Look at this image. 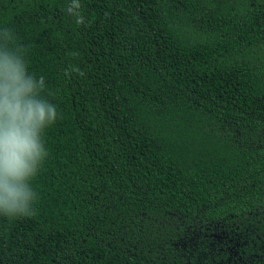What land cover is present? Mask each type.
<instances>
[{
	"label": "trees",
	"instance_id": "trees-1",
	"mask_svg": "<svg viewBox=\"0 0 264 264\" xmlns=\"http://www.w3.org/2000/svg\"><path fill=\"white\" fill-rule=\"evenodd\" d=\"M5 28L59 118L0 264H264V0H0Z\"/></svg>",
	"mask_w": 264,
	"mask_h": 264
},
{
	"label": "clouds",
	"instance_id": "clouds-1",
	"mask_svg": "<svg viewBox=\"0 0 264 264\" xmlns=\"http://www.w3.org/2000/svg\"><path fill=\"white\" fill-rule=\"evenodd\" d=\"M44 89V77L29 72L26 49L12 30H0V215L10 219L36 213L31 182L48 156L46 129L59 118Z\"/></svg>",
	"mask_w": 264,
	"mask_h": 264
}]
</instances>
